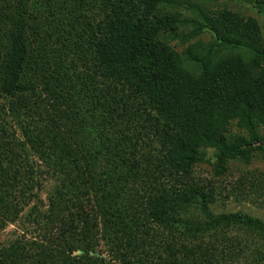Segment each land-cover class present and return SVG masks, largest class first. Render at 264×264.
<instances>
[{
  "label": "trees",
  "instance_id": "16d2710c",
  "mask_svg": "<svg viewBox=\"0 0 264 264\" xmlns=\"http://www.w3.org/2000/svg\"><path fill=\"white\" fill-rule=\"evenodd\" d=\"M212 1L0 0V228L42 168L57 181L43 236L0 264H109L101 244L117 264L264 262V221L215 214L222 194L196 175L264 161L263 28ZM202 30L208 46L179 52ZM232 197L264 203V175H240Z\"/></svg>",
  "mask_w": 264,
  "mask_h": 264
},
{
  "label": "rangeland",
  "instance_id": "374dc122",
  "mask_svg": "<svg viewBox=\"0 0 264 264\" xmlns=\"http://www.w3.org/2000/svg\"><path fill=\"white\" fill-rule=\"evenodd\" d=\"M205 8L210 12L226 8L227 10L234 13L241 14L245 18H254L262 26L264 33V9L259 10L258 8H255L252 4V0H220L219 2L212 1L209 2ZM56 12L60 11L56 10ZM181 14V20L186 22L187 19L192 20V18H194L192 14L187 12H181ZM182 31L185 35H188L194 31V27L186 24V27L182 28ZM211 42L212 35L208 31L202 30L199 37L192 40L189 44L177 49L179 52H182L189 47H192V49L193 47L204 48ZM176 44L177 43L173 45ZM230 135L238 136L245 135V133L238 127L237 123H233L232 127L230 128ZM208 155L212 157L213 152L209 151ZM32 160L38 162L35 157L32 158ZM38 164L39 163H37V165ZM42 169L43 174L40 178L41 187L36 190V196L30 199L26 205L23 206V211L15 223H10L0 228V248L8 245L10 242L16 239L25 238L32 241L40 239L43 236L44 228L40 227L39 223L42 220V217L48 212L49 199L52 197L55 187L57 186V181L53 174H49V172L44 168ZM248 173L250 175H264V161H262L261 158L253 159L249 166H246L241 162H232L228 166L225 177L221 178L220 180H218V178L215 176L214 168L211 165L202 164L196 168V175L201 180L213 181L218 187V192L222 194L221 197L219 196L220 198L218 202L212 205V210L215 214L244 213L264 221V203L256 204L252 201L236 200L234 197L228 201L225 198L226 194L230 193L239 176ZM191 217L196 220H200L201 218L198 212L193 213L190 218ZM37 219H39V221H37ZM246 240L252 242L253 244H261L256 238H252L251 236L246 238ZM252 247L254 246L252 245ZM96 254L109 264H117L111 258L108 248L104 244H101L97 248ZM250 262L251 260L249 263ZM242 264H246V262H242ZM262 264H264V262Z\"/></svg>",
  "mask_w": 264,
  "mask_h": 264
}]
</instances>
